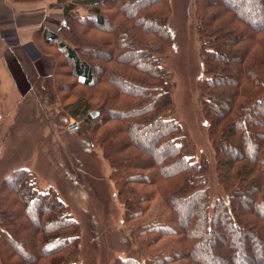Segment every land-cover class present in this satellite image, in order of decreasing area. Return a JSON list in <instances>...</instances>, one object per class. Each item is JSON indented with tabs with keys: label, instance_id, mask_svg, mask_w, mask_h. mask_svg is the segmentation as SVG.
Here are the masks:
<instances>
[{
	"label": "trees",
	"instance_id": "obj_1",
	"mask_svg": "<svg viewBox=\"0 0 264 264\" xmlns=\"http://www.w3.org/2000/svg\"><path fill=\"white\" fill-rule=\"evenodd\" d=\"M244 5L195 0L201 105L227 195L213 206L206 165L186 158L179 123L164 117L171 84L156 54L171 47L169 0H70L69 24L58 35L44 31L41 48L56 63L33 93L41 86L53 99L62 95L70 116L88 125L85 145L109 162L126 222L153 197L165 207L166 217L133 223L142 259L121 264H207L199 254L218 236L209 264H238L244 254L247 264H264V24L254 28L251 20L264 17V3L241 14ZM0 191V254L8 264H76L78 226L55 191L39 192L25 170L7 176Z\"/></svg>",
	"mask_w": 264,
	"mask_h": 264
},
{
	"label": "rangeland",
	"instance_id": "obj_2",
	"mask_svg": "<svg viewBox=\"0 0 264 264\" xmlns=\"http://www.w3.org/2000/svg\"><path fill=\"white\" fill-rule=\"evenodd\" d=\"M227 2L229 0H220L221 4ZM263 3L264 0H245L240 13ZM169 6L171 14L166 26L171 47L162 58L156 54L161 60L160 65L168 72L171 84L172 105L164 117L179 123L186 142V158L206 165L207 193L210 206H213L217 200H227V195L216 175L209 123L201 105L204 97L200 85L205 76L195 0H169ZM251 20L254 28L264 24L263 16H254ZM151 46L158 48V44ZM36 89L16 110L13 124H8V119L0 120V187L12 172L25 170L32 176L39 192L53 190L57 193L78 226L76 264L141 261L142 254L134 242L136 224L133 223L147 222L158 214L165 216L164 205L155 202L157 199L153 197L151 203L143 204L146 207L143 213L141 209L138 211L141 215L135 222H126V206L118 198L109 162L103 158L98 146L89 150L85 145L88 125L82 118L70 116L71 108L66 109L67 101L60 98L62 95L53 99L43 87ZM70 120L80 124L75 134L66 130ZM158 155L156 153L154 158ZM146 189L157 190L155 186ZM4 196L8 194L4 193ZM192 205L184 207V211L191 212ZM31 213L34 223L36 209ZM222 240L223 237L218 236L214 247H206L204 253L199 254V260L209 264L210 258L217 255L215 249ZM22 252L29 254L26 250ZM245 255L238 264H247ZM6 261L4 254H0V264Z\"/></svg>",
	"mask_w": 264,
	"mask_h": 264
},
{
	"label": "crops",
	"instance_id": "obj_3",
	"mask_svg": "<svg viewBox=\"0 0 264 264\" xmlns=\"http://www.w3.org/2000/svg\"><path fill=\"white\" fill-rule=\"evenodd\" d=\"M67 5L68 0H0V120L13 124L35 84L53 73L55 58L41 48L43 34L58 35L68 25Z\"/></svg>",
	"mask_w": 264,
	"mask_h": 264
},
{
	"label": "built area",
	"instance_id": "obj_4",
	"mask_svg": "<svg viewBox=\"0 0 264 264\" xmlns=\"http://www.w3.org/2000/svg\"><path fill=\"white\" fill-rule=\"evenodd\" d=\"M80 124L78 121L70 120L69 124L66 127V130L69 134H75L79 131Z\"/></svg>",
	"mask_w": 264,
	"mask_h": 264
},
{
	"label": "water",
	"instance_id": "obj_5",
	"mask_svg": "<svg viewBox=\"0 0 264 264\" xmlns=\"http://www.w3.org/2000/svg\"><path fill=\"white\" fill-rule=\"evenodd\" d=\"M90 116L91 117H95V116H97V113L96 112H92V113H90Z\"/></svg>",
	"mask_w": 264,
	"mask_h": 264
}]
</instances>
